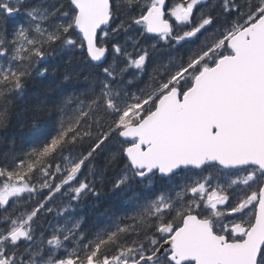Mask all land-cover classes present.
Instances as JSON below:
<instances>
[{"label": "trees", "instance_id": "trees-1", "mask_svg": "<svg viewBox=\"0 0 264 264\" xmlns=\"http://www.w3.org/2000/svg\"><path fill=\"white\" fill-rule=\"evenodd\" d=\"M193 1L166 0V9ZM153 4L111 0L96 39L107 53L95 65L71 0H0V193L26 188L0 202L1 264H102L123 252L131 262L154 253L188 214L229 241L243 238L235 227L253 224L258 168L139 179L119 131L231 55L228 38L264 13V0H198L161 36L140 21ZM213 192L222 203L212 204ZM168 253L152 264H172Z\"/></svg>", "mask_w": 264, "mask_h": 264}, {"label": "water", "instance_id": "water-1", "mask_svg": "<svg viewBox=\"0 0 264 264\" xmlns=\"http://www.w3.org/2000/svg\"><path fill=\"white\" fill-rule=\"evenodd\" d=\"M111 0H71L75 27L90 61L101 64L107 49L98 47V32L110 21ZM148 34H170L166 0H154L140 20ZM231 55L202 70L180 96L163 93L153 111L119 131L131 143L125 158L139 179L166 178L181 170L258 168L263 174L253 224L241 240L216 234L209 220L194 214L152 254L127 264L154 263L167 251L172 264H258L264 247V13L231 35Z\"/></svg>", "mask_w": 264, "mask_h": 264}, {"label": "rangeland", "instance_id": "rangeland-1", "mask_svg": "<svg viewBox=\"0 0 264 264\" xmlns=\"http://www.w3.org/2000/svg\"><path fill=\"white\" fill-rule=\"evenodd\" d=\"M198 2V0H194L193 2L189 3L186 6H177L176 8L172 9L169 12V15L174 18L177 21H184L187 16L189 15V13L192 11L193 7L195 6V4ZM25 186H11L8 187L7 189H5L4 191H2L0 193V202H5L8 198L13 197V196H18L20 194H22V192L25 190ZM209 198L212 202L213 205H218L220 203L223 202L222 198L220 197V195L217 192H213L209 195ZM246 231H244L242 228L240 227H235L234 228V233L235 234H243ZM14 238L15 239H20L24 236V231L22 229L17 230L14 233ZM127 253L123 252L120 256L114 258V259H106L103 261L102 264H127ZM1 264V261H0ZM51 264H73L70 260L67 261H58L55 263H51ZM88 264H97L94 262H90Z\"/></svg>", "mask_w": 264, "mask_h": 264}]
</instances>
